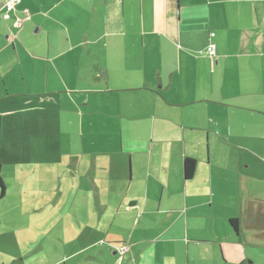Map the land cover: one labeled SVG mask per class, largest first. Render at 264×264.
Returning <instances> with one entry per match:
<instances>
[{
    "label": "crops",
    "instance_id": "1",
    "mask_svg": "<svg viewBox=\"0 0 264 264\" xmlns=\"http://www.w3.org/2000/svg\"><path fill=\"white\" fill-rule=\"evenodd\" d=\"M6 1L0 196L30 123L66 146L46 173L55 221L4 225L0 264L218 263L228 220L264 202V0H20L3 19ZM13 228L39 234L3 246Z\"/></svg>",
    "mask_w": 264,
    "mask_h": 264
},
{
    "label": "rangeland",
    "instance_id": "2",
    "mask_svg": "<svg viewBox=\"0 0 264 264\" xmlns=\"http://www.w3.org/2000/svg\"><path fill=\"white\" fill-rule=\"evenodd\" d=\"M26 130L28 134H24L23 140L25 143L30 142L31 146L29 149L25 148L24 153L18 158L24 164L23 167H20V174L14 173L16 167L4 166L8 191L4 197L0 196V232H4L3 226L7 223L12 225L22 224L23 228H26V226H34L36 222L47 224L55 221L57 215L54 212H59L60 206L64 204V198L51 195L52 184L48 182L46 174L49 172L48 163L52 160L55 162L59 158L58 156H61L59 149H65L66 145H63V139L58 137V132L54 133L53 128L48 131H43L40 127L34 130L30 123ZM12 151L15 152L14 149ZM5 162L6 159H4V164ZM29 163H35L36 165L34 174L31 173ZM27 184L31 186L28 188L30 191L25 188ZM21 185H23L24 191H21L18 187ZM28 230L37 238L39 231L33 228H28ZM28 230L18 231L13 228L11 234L7 236L2 234L3 246L12 247V240L20 238L23 234L26 238L25 233ZM246 230L241 228L237 235L233 230H230V240L225 241L226 243L222 241V244L217 245L218 263L215 264H224L226 258L232 260L233 256L239 254L240 251L249 254L247 259L248 262H251L250 264H264V241L261 242L262 245H255L258 243L248 241L247 234L253 232L247 230L248 233H246ZM202 254L207 256L205 251H202ZM200 264L207 263L200 261ZM208 264H214L213 260L209 259Z\"/></svg>",
    "mask_w": 264,
    "mask_h": 264
},
{
    "label": "trees",
    "instance_id": "3",
    "mask_svg": "<svg viewBox=\"0 0 264 264\" xmlns=\"http://www.w3.org/2000/svg\"><path fill=\"white\" fill-rule=\"evenodd\" d=\"M14 33H11L10 35L15 38ZM10 35H8L7 37H9ZM12 39H9V40H12ZM193 169H194V161L189 158L185 159L184 177L187 179L190 178L193 174ZM0 187H2L1 176H0ZM228 223L236 235L239 234L241 228H244L247 230H254L255 232H257V235L259 236V238L264 239V202L256 198L249 199L245 203L242 217L241 218H230L228 220ZM240 264H248V263L242 262Z\"/></svg>",
    "mask_w": 264,
    "mask_h": 264
},
{
    "label": "built area",
    "instance_id": "4",
    "mask_svg": "<svg viewBox=\"0 0 264 264\" xmlns=\"http://www.w3.org/2000/svg\"><path fill=\"white\" fill-rule=\"evenodd\" d=\"M20 0H7L4 7H5V13L2 15L3 19H7L10 16V12L13 11L16 7L17 4H19ZM24 17L23 18H16L13 22V26L15 28L21 27L24 19L28 18L27 12H24ZM13 37L10 35L8 37L9 39H12ZM12 40H9V42ZM207 53L210 59H213L215 57V45L213 43H209Z\"/></svg>",
    "mask_w": 264,
    "mask_h": 264
}]
</instances>
